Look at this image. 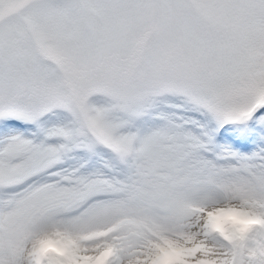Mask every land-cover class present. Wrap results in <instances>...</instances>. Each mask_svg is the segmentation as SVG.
<instances>
[{
    "label": "snow or ice",
    "instance_id": "1",
    "mask_svg": "<svg viewBox=\"0 0 264 264\" xmlns=\"http://www.w3.org/2000/svg\"><path fill=\"white\" fill-rule=\"evenodd\" d=\"M169 252L264 264V0H0V264Z\"/></svg>",
    "mask_w": 264,
    "mask_h": 264
},
{
    "label": "clouds",
    "instance_id": "2",
    "mask_svg": "<svg viewBox=\"0 0 264 264\" xmlns=\"http://www.w3.org/2000/svg\"><path fill=\"white\" fill-rule=\"evenodd\" d=\"M224 220L230 221L233 224L237 225L242 231H247L259 223V221L254 218H247L238 215H229L225 217ZM67 249L68 245L60 241H47L41 249V262H43V260L47 259L50 256H63L67 253ZM175 259L176 254L174 252H169L165 254V257L161 264H173V261Z\"/></svg>",
    "mask_w": 264,
    "mask_h": 264
}]
</instances>
